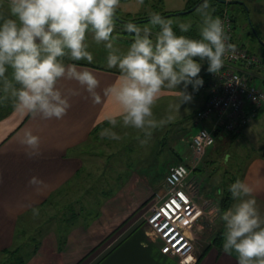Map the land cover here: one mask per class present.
<instances>
[{
  "label": "clouds",
  "instance_id": "clouds-1",
  "mask_svg": "<svg viewBox=\"0 0 264 264\" xmlns=\"http://www.w3.org/2000/svg\"><path fill=\"white\" fill-rule=\"evenodd\" d=\"M119 3L0 0V92H11L16 109L58 120L71 108L70 97L79 96L85 89L93 103L114 98L121 109L116 116L124 126L141 130L142 142L147 141L154 128L171 119V114L157 118L153 113L162 90L177 93L170 108L191 101L193 93L204 84L199 75L204 62L208 72L218 73L225 54L235 45L229 42L222 19L207 11L208 0H202L198 37L177 34L171 19L152 12L142 25L132 21L123 25L133 38L128 50L120 52L112 43ZM156 26L159 28L153 36ZM179 27L184 33L191 24L181 23ZM86 31H94L97 42H107V67L119 69L117 78L102 89V94L97 90L100 80L90 66L65 64L62 60L65 55L74 61L93 60L85 42ZM69 80L84 88L60 86ZM4 98L0 95V100ZM116 116L108 117L113 126L118 123ZM100 135L120 138L114 128H103ZM40 142L39 133L31 128L23 130L21 143L28 146V156L39 155ZM228 191L234 202L218 213L224 227L223 247L235 250L238 264H264V216L257 207L254 186L246 177H238L228 185Z\"/></svg>",
  "mask_w": 264,
  "mask_h": 264
},
{
  "label": "rangeland",
  "instance_id": "rangeland-1",
  "mask_svg": "<svg viewBox=\"0 0 264 264\" xmlns=\"http://www.w3.org/2000/svg\"><path fill=\"white\" fill-rule=\"evenodd\" d=\"M244 1L246 10L239 4L229 5L236 19L235 34L245 48L255 54H261L264 52V0ZM187 6L188 0H120L116 12L125 18L149 16L152 12L170 14L167 18L173 21V25L190 23V28L199 32L202 23L199 11L195 14H174L186 11L189 9ZM207 11L213 15L211 5ZM158 28L159 26H156L153 29V36ZM113 33L116 35L113 34L112 43H120L116 44L120 47L117 48L119 51L124 46H130L133 36L123 26L116 23ZM85 42L88 50L93 53L92 61L107 66L106 57L100 56V52L105 54L110 51L105 47L107 42H97L94 31H86ZM62 60L72 59L65 55ZM253 69L251 72L257 80L255 81L264 87V69ZM203 74L202 67L199 75ZM16 86L19 87V84ZM165 90L168 91L167 95L153 105V113L157 118L171 114V119L154 128L145 142H142L144 134L141 130L124 126L121 119L117 120L115 126L110 124L104 127L114 128L120 135L119 139L101 136V130L97 131L87 147L97 155L88 154L87 168L73 179L71 190L58 195L54 201L56 205L51 204L40 212L42 222L49 219L48 224L44 226L48 232L57 231L64 226V221L72 218L74 232H78L79 226L89 225L96 237L100 235V238L95 240L97 243L94 250L86 255L82 264H93L107 250L139 228L150 238H154L147 224V216L152 207L167 197L165 177L173 164H188L190 190L207 213L217 205L214 197L218 193L217 187L222 185V188H225L237 177L243 176L247 158L260 154L264 145V114L253 120L237 136L234 131H218L220 135H217L220 137L214 146L207 147L202 153H195L192 142L201 127L196 123V99L201 101L206 89L200 87L191 101L175 108H170L169 105L176 102L177 93L174 90ZM0 94L10 104L11 92ZM12 98L14 100V97ZM212 219L209 226L197 232V250H202L209 244L220 227V218L216 215L212 216ZM96 229L98 231H95ZM73 236L76 237L72 240L74 244L78 237L74 234ZM28 258L29 255H23L17 257V261Z\"/></svg>",
  "mask_w": 264,
  "mask_h": 264
},
{
  "label": "crops",
  "instance_id": "crops-1",
  "mask_svg": "<svg viewBox=\"0 0 264 264\" xmlns=\"http://www.w3.org/2000/svg\"><path fill=\"white\" fill-rule=\"evenodd\" d=\"M113 42L115 49L120 48L119 42ZM128 47H122L120 52H126ZM100 53L107 59L108 53ZM63 62L90 66L100 80L97 90L101 94L102 89L119 75V69L94 61ZM203 70L205 80L209 75L207 63ZM60 86L84 88L74 80L62 81ZM204 91V98L196 99L195 113L208 98L207 90ZM167 93L162 90L157 101ZM70 99L71 108L59 120L16 109L12 97L10 104L5 98L0 100V264L22 261L23 264H82V259L95 248V240L100 238L89 225L79 226L78 232H74L72 218L64 221L62 228L49 232L44 227L49 219L41 221V210L56 205L55 198L69 192L73 179L87 168L88 154L97 155L87 148L93 134L110 125L108 117L116 116L121 110L114 98H102L101 102L93 103L86 89ZM28 128L41 137L37 156H28V146L21 143L23 130ZM248 158L241 178L246 177L253 184L257 207L264 216V159L260 154ZM223 232V221L220 220V227L209 244L202 250L196 249L198 259L195 264H238L235 250L226 251L223 247ZM73 234L78 237V244L72 243L76 238ZM104 254L93 264H181L175 256L162 254L159 242L140 228ZM23 255H29V258L18 262L17 257Z\"/></svg>",
  "mask_w": 264,
  "mask_h": 264
},
{
  "label": "built area",
  "instance_id": "built-area-1",
  "mask_svg": "<svg viewBox=\"0 0 264 264\" xmlns=\"http://www.w3.org/2000/svg\"><path fill=\"white\" fill-rule=\"evenodd\" d=\"M220 18L228 40L235 48L227 51L219 72H209L203 84L208 98L196 113V122L201 127L194 136L192 147L197 154L215 145L218 131L239 132L264 111V99H261L264 87L258 85L251 72L255 67L264 69V58L238 40L231 13L226 11ZM189 175L187 163L173 164L165 177L168 195L152 207L147 216V224L154 234L153 239L159 242L160 252L175 256L181 264L197 262V232L212 223V216L219 218L220 211L216 203L214 210L205 213L190 190Z\"/></svg>",
  "mask_w": 264,
  "mask_h": 264
},
{
  "label": "trees",
  "instance_id": "trees-1",
  "mask_svg": "<svg viewBox=\"0 0 264 264\" xmlns=\"http://www.w3.org/2000/svg\"><path fill=\"white\" fill-rule=\"evenodd\" d=\"M200 0H188V6H187V8H191V7H193L194 5H196L198 2H199ZM239 5H240V7L243 9V10H246V7H245V5L244 4H241V3H238ZM201 5V4H200ZM209 5H211L212 6V9H213V15L214 16H219V17H222L223 16V14L227 11V12H229V13H231L232 14V16H233V20H234V22H235V15H234V13H232L231 12V10L229 9V3H221V2H219L218 0H208V6ZM200 7V6H199ZM199 7L196 9V10H194V11H192V12H190L191 14H195L196 12H198L199 11ZM116 14H117V16H119V17H121V18H123V19H125V20H130V21H137V22H135V23H142V22H145V21H147V20H144V21H139V20H142V19H148V15L146 16H137V17H135V18H125V17H122V16H120V15H118V13L116 12ZM199 21H201V18L199 17ZM117 24H119V25H121V26H123L124 24H126V23H123V22H119L118 20H116L115 21ZM173 28H174V30L177 32V34H184V35H189V36H193V37H198L199 36V32L198 31H196V30H194V28H190L189 29V31L188 32H184V33H182L181 32V29H180V27L179 26H177V25H173ZM234 28H235V25H234ZM113 34H115V33H113ZM116 35V34H115ZM251 51V50H250ZM252 52V51H251ZM262 54V56H263V58H264V52L263 53H261ZM11 72H12V69L11 68H9V70H8V75H9V78H11ZM204 76H206V75H204ZM263 83H264V81H263ZM260 113H262V112H260ZM259 113V114H260ZM258 114V115H259ZM248 127V126H247ZM246 128V127H245ZM245 128H243L241 131H239V132H234L235 134H236V136L237 135H239V133H241ZM224 131H227L226 129H224ZM227 132H232V131H227ZM219 135H220V132H217ZM217 133H216V141H218V137H220L219 135H217ZM220 139V138H219ZM260 155L262 156V158L264 159V145H263V147L261 148V151H260ZM242 177V176H241ZM241 177H239V178H241ZM238 178V177H237ZM217 191H218V193H217V196H214L215 197V200H216V203L218 204V207H219V210L221 211V210H224V209H226L227 207H229L230 205H231V202H232V200H233V198L231 197V193L228 191V186H225V188H222V185H221V187H217ZM131 234V233H130ZM129 234V235H130ZM129 235H127L126 237H128ZM126 237H124L122 240H120L116 245H114L113 247H111V249L112 248H114V247H116L118 244H120ZM94 250V249H93ZM92 250V251H93ZM108 253V252H107ZM105 256V254H103L100 258H102V257H104ZM86 257V256H85ZM99 258V259H100ZM84 259V258H83ZM82 259V260H83ZM81 260V261H82ZM19 264H23V261L22 262H19Z\"/></svg>",
  "mask_w": 264,
  "mask_h": 264
},
{
  "label": "water",
  "instance_id": "water-1",
  "mask_svg": "<svg viewBox=\"0 0 264 264\" xmlns=\"http://www.w3.org/2000/svg\"><path fill=\"white\" fill-rule=\"evenodd\" d=\"M218 1L221 2V3H229V4L241 3V4H244L245 7L247 6L244 0H218ZM201 3H202V0H200L196 5H194L193 7L189 8V9H187L186 11H182V12H178V13H174V14L190 13V12L196 10L200 6ZM115 15H116V20H118L119 22L127 23V22L130 21V20H125V19L117 16V14H115ZM163 16L167 17V16H170V14L169 15H163ZM144 20H147V19H142V20H139V21H144ZM132 22H137V21H132Z\"/></svg>",
  "mask_w": 264,
  "mask_h": 264
}]
</instances>
